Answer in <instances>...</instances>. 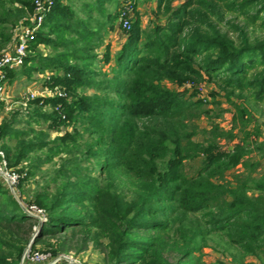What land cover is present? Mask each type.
<instances>
[{
	"label": "trees",
	"instance_id": "16d2710c",
	"mask_svg": "<svg viewBox=\"0 0 264 264\" xmlns=\"http://www.w3.org/2000/svg\"><path fill=\"white\" fill-rule=\"evenodd\" d=\"M114 2L118 0H85L76 9L55 0L30 49L46 44L64 52L49 58L30 54L23 66L29 75L54 72L46 84L65 88L72 97L32 100L52 109L49 114L38 111L39 116L56 127L83 123L90 140L79 145L83 135L76 126L58 138L55 146H62L67 158L27 205L46 216L30 250L60 239L54 254H79L98 240L99 232L107 240L97 243L104 264H224L202 259L204 248L217 236L233 264H245L248 256L264 264V177H258L264 141L246 106L264 102V40L252 41L240 24L229 22L225 30L221 14L231 6L239 12L258 6L261 13L264 0H157L154 14L165 23L146 31L136 12L113 58L106 45L102 62H115L113 77L103 75L97 82L102 73L94 71L95 49L115 29L119 13H106V5ZM131 7L136 10V5ZM34 9V0H0L4 43L11 35L1 28L27 21L26 14ZM95 13L106 20L99 21ZM9 77L13 81L16 72ZM205 77L226 92L234 108L228 131L211 123L202 132L196 121L209 111L201 112L191 100L196 93L187 97V90L164 84L181 87L202 83ZM81 88L109 92L115 99L78 97ZM11 125L2 124L0 140ZM202 133L205 139L196 141ZM222 141L236 143L225 150ZM46 145H22L14 158L9 149L6 154L16 166ZM197 158H202V168L187 177L185 163ZM32 177L30 170L27 180ZM39 224L0 183V264H22Z\"/></svg>",
	"mask_w": 264,
	"mask_h": 264
},
{
	"label": "rangeland",
	"instance_id": "374dc122",
	"mask_svg": "<svg viewBox=\"0 0 264 264\" xmlns=\"http://www.w3.org/2000/svg\"><path fill=\"white\" fill-rule=\"evenodd\" d=\"M85 0H63V3L66 5H73L74 8L79 9L81 4H83ZM243 0H235L228 3H238ZM136 5V10H131L130 20L131 24L136 20L137 15L136 12L140 15V19L142 21V27L148 31L154 27L155 24H164L165 19L154 14L157 9V0H118V2H114L112 4L106 5V13H119L118 21L116 22L115 28L120 31V34L115 35L113 31L109 32V34L104 39V45L100 48L95 49V54L98 56L97 60L94 64V71H100L102 74L96 77L97 82L102 81L103 75H108L109 78L113 77L112 68L115 66V62H111L110 64H104L102 62L104 53L106 52V45L110 46V51L112 56H115L119 51L117 48L119 47V43L121 38L119 37L121 34L125 35V30L121 26V12L122 9L129 4ZM130 4V6H131ZM179 2H175L174 5H178ZM228 5V4H226ZM18 6H15V9ZM8 10L13 9L12 6L7 7ZM259 7H252L244 12L234 11L230 7H225L222 9L221 14L223 15L224 21L226 24H223L224 29H229V22L234 23L235 25L240 24L242 26H246L247 31L249 33L250 38L253 40H264V12H258ZM30 14L27 13L26 17ZM256 15H258L256 17ZM83 16V14H82ZM95 17L99 19V21L104 22L106 20V15L103 17L102 15L94 14ZM20 24H17L13 27L5 26L1 28L6 31V33L10 34V41L4 43L3 40L0 41V52L6 50L11 44L13 40L14 30ZM1 36V35H0ZM34 42V41H33ZM32 44V43H31ZM31 47V45H30ZM63 49H56L46 44H40L34 52L30 49L29 55L40 54L43 57H54L59 55V53H63ZM201 58L198 59L200 61ZM16 72V78L13 81H10L8 85V105H6L1 113H0V127L4 122L11 123L10 133L4 139L0 140V148L4 152L7 163L9 167L13 169L19 175V183L17 185L15 195L13 196L22 203L25 207L30 204L34 198L35 193L44 185H47L51 176L54 175L55 171H57L63 161L67 158L65 152H63L62 146H55L58 141V138L65 136L66 133H73L74 127L76 126L78 131L82 133L83 137L79 138V145L84 144L89 140L88 134H84V124L78 123L70 126H54L51 121H45L39 116V113L49 114L52 109L49 106L38 107L36 104L28 101L29 95L31 93H35V95L39 96L42 94V90L46 87H49L46 83L48 78L54 75V72H45L39 73L35 72L31 75L25 72V69L21 68ZM166 87L171 90L183 92L185 90L188 91L187 97H191L194 93L195 96H192V101L201 106L202 111H209V115H202V117L196 121L200 130L203 132L204 130H208L211 127V123L219 124L220 127L226 131L231 129V121L233 119L234 108L230 105L225 97V91L221 89L215 82L209 80L205 77V81L197 84H188L185 86H176L172 85L168 82L164 83ZM59 91L65 94V99L71 100L72 97L68 96L65 88L57 87ZM213 93H217V97L213 96ZM78 97H94V96H107L115 99V95L109 92H98L96 89L92 88H81L76 92ZM248 95V93L246 94ZM234 102L242 103L243 100H238L236 97H232ZM34 101V100H33ZM214 101H219L220 104H215ZM253 114L255 115L258 123L262 129V138L261 141H264V102L256 104L254 101L246 104ZM254 107V108H253ZM37 111V112H36ZM205 135L199 134L195 140L202 141L205 139ZM41 142H46L48 145L43 148H37L32 152H29L27 158L23 159L18 165H14V161L11 158H14L16 154H18L21 150L22 145L33 144L35 147H38ZM236 142H227L222 141V145L225 150H230L234 146ZM58 144V143H57ZM60 148V149H59ZM7 149L11 151V158L7 157ZM258 153H255V159H259L257 156ZM264 156V155H263ZM12 160V161H11ZM261 168L259 170L258 177H264V157L260 159ZM87 163V162H86ZM89 165V164H86ZM203 160L202 158H197L195 160L187 161L185 163L184 173L187 177L195 176L200 169L202 168ZM34 173V177L27 180V174L29 171ZM100 170L97 168L95 174H99ZM230 177V175H229ZM0 183L5 186L8 190L7 184L0 179ZM52 189L54 187V183H51ZM10 191V190H9ZM11 192V191H10ZM36 216V213H33ZM97 232V231H96ZM98 240L95 242L89 243L88 248L76 254L71 251L69 254L72 255L75 259H77L80 264H104V255L102 253V249L98 246V242L106 243V238L102 237L99 232H97ZM60 241V239H59ZM59 241L56 239L48 240L46 243H41L36 247V251L40 252L43 255H50L51 257L58 256L60 254H54L52 248H57ZM224 243L216 236L213 240L209 241V245L204 248L202 253V259L206 263H216L217 261H221L224 264H233L231 256L226 254L223 250ZM222 249H221V248ZM223 253V254H222ZM23 264H33L30 260H25ZM245 264H261V262L253 256H248L245 259Z\"/></svg>",
	"mask_w": 264,
	"mask_h": 264
},
{
	"label": "built area",
	"instance_id": "2783aa9c",
	"mask_svg": "<svg viewBox=\"0 0 264 264\" xmlns=\"http://www.w3.org/2000/svg\"><path fill=\"white\" fill-rule=\"evenodd\" d=\"M55 5V0H34V12L28 16L27 21H22L14 30L12 44L4 51L0 52V113L8 105V85L10 83V73L23 68L27 57L29 56L30 45L36 39L37 34L43 28L45 19ZM132 7L126 5L121 12V26L124 30L131 27ZM49 79V78H48ZM65 98V94L59 91V88L50 89L48 87L42 90L39 96L35 93L29 95L28 101L47 98ZM0 179L3 180L11 193L15 195L17 185L20 181L19 175L9 167L5 154L0 148ZM22 204V203H21ZM23 205V204H22ZM24 206V205H23ZM25 207V206H24ZM31 214L36 213V217L45 221L44 211L35 206L25 207ZM25 260H30L33 264H80L72 255L60 254L55 257L43 255L38 251L32 252L28 247L22 257V264Z\"/></svg>",
	"mask_w": 264,
	"mask_h": 264
},
{
	"label": "crops",
	"instance_id": "0c3cea01",
	"mask_svg": "<svg viewBox=\"0 0 264 264\" xmlns=\"http://www.w3.org/2000/svg\"><path fill=\"white\" fill-rule=\"evenodd\" d=\"M113 32H114V34L115 35H118V34H120V31H118L116 28L113 30ZM120 38H121V41H120V45H119V47L117 48V50H120L121 49V47H122V45L124 44V42L126 41V36H123L122 34L119 36ZM112 55V54H111ZM114 56H112V58H113Z\"/></svg>",
	"mask_w": 264,
	"mask_h": 264
},
{
	"label": "water",
	"instance_id": "95a60500",
	"mask_svg": "<svg viewBox=\"0 0 264 264\" xmlns=\"http://www.w3.org/2000/svg\"><path fill=\"white\" fill-rule=\"evenodd\" d=\"M23 206V205H22ZM23 208L24 209H26L24 206H23ZM31 214V213H30ZM32 216H34V217H36L35 215H33V214H31ZM37 218V217H36ZM41 221H40V224H39V226L35 229V233H34V235H33V237H32V240H31V242H30V245L28 246V247H31V245H32V243H33V241H34V239H35V237H36V234H37V232H38V230H39V228H40V226H41Z\"/></svg>",
	"mask_w": 264,
	"mask_h": 264
}]
</instances>
